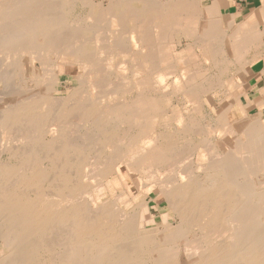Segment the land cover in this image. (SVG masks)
<instances>
[{
  "label": "bare ground",
  "instance_id": "6f19581e",
  "mask_svg": "<svg viewBox=\"0 0 264 264\" xmlns=\"http://www.w3.org/2000/svg\"><path fill=\"white\" fill-rule=\"evenodd\" d=\"M203 2L0 0V264H264V3Z\"/></svg>",
  "mask_w": 264,
  "mask_h": 264
},
{
  "label": "rangeland",
  "instance_id": "374dc122",
  "mask_svg": "<svg viewBox=\"0 0 264 264\" xmlns=\"http://www.w3.org/2000/svg\"><path fill=\"white\" fill-rule=\"evenodd\" d=\"M94 1H95L96 4L107 3V0L106 1L105 0H94ZM162 1H164V0H162ZM203 1H204L203 2V5L209 4V0H203ZM84 12H86V11H84ZM255 22H256V20L254 18H250V23L251 24H254ZM186 47H187V44H186V42L184 40V42L182 43V45L179 47V53H178V56L179 57H182V56H185L186 55V51H185L186 50ZM252 75H253V73L251 74V76ZM30 82L28 81L27 83H25L26 85L24 84V86L22 87V89L24 91L27 90L26 92H28L30 88H31L30 90H32V89H39V87L37 86L36 83H34V82L30 83ZM71 85L72 84L69 83V82H67V83L66 82H63L62 84H60L58 86V88L63 92V90H65L66 88L71 87ZM246 88H247L246 85H243V86H241L239 88V91L240 92H244V90ZM251 97H254V96H251ZM243 99H244V97H243ZM261 108H262V111L264 113V106H262ZM219 112H220V109H219ZM0 157H1V149H0ZM125 180L128 181L126 176H125ZM127 183H128V187L131 189V192L133 194H136L137 193V190L132 185V182L129 180ZM109 186H110L109 188H110V192H111L112 195H115V194H118L119 192L125 191V188L122 185V183L120 182V180H117L116 182H114L113 184H110ZM103 194H104V196H107L108 192L107 191H105V192L103 191L102 195ZM122 196L119 199L120 203L122 205H125V208H127L128 211L132 210L134 208V206H135L134 202L131 201V198H130V197H132V195L130 193H124V194H122ZM154 196L155 195H153V194H150L149 195V197L151 198V199L150 198L148 199V201H150V204H148V206L145 207L142 210L141 220L142 221H147L149 224H151V226H156V225L163 226V225H166V224H171L172 226H175L176 225V222H171L170 221L171 220V217H172V212L169 210L168 206L165 203H162V204L159 203L158 204L155 201H151L152 200V197L154 198ZM107 197H104L103 200L104 201L107 200ZM131 205H133V206H131ZM146 212H148V213L146 214Z\"/></svg>",
  "mask_w": 264,
  "mask_h": 264
},
{
  "label": "crops",
  "instance_id": "0c3cea01",
  "mask_svg": "<svg viewBox=\"0 0 264 264\" xmlns=\"http://www.w3.org/2000/svg\"><path fill=\"white\" fill-rule=\"evenodd\" d=\"M220 1L223 2V5L224 4L228 5V7L225 8L226 12L234 13L237 16L241 17L242 19L251 17L252 13L264 3V0H220ZM262 28H264V25H262ZM263 69H264V65H263ZM252 73L253 75L251 76ZM249 78H250L248 81L249 83L247 82L244 84L247 87L244 90V92H246L247 90L250 91L248 92V94H246V96L244 95V99L246 97L247 99L254 100L255 102L262 101L264 98L263 97L264 74L259 71H254L250 73ZM262 106H264V104Z\"/></svg>",
  "mask_w": 264,
  "mask_h": 264
}]
</instances>
